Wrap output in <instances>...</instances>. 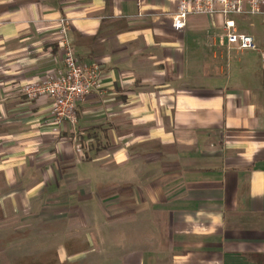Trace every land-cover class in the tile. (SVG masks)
I'll return each instance as SVG.
<instances>
[{"label": "crops", "instance_id": "0c3cea01", "mask_svg": "<svg viewBox=\"0 0 264 264\" xmlns=\"http://www.w3.org/2000/svg\"><path fill=\"white\" fill-rule=\"evenodd\" d=\"M175 10L0 0V226L9 200L52 224L59 261L85 257L64 232L87 216V252L119 250V264H264V14L230 16L256 47L228 50L223 16L175 30ZM66 49L98 68L74 124L19 90ZM217 49L229 56L212 64Z\"/></svg>", "mask_w": 264, "mask_h": 264}, {"label": "built area", "instance_id": "2783aa9c", "mask_svg": "<svg viewBox=\"0 0 264 264\" xmlns=\"http://www.w3.org/2000/svg\"><path fill=\"white\" fill-rule=\"evenodd\" d=\"M197 14L223 16L224 31L217 35L219 47L254 49L253 37L237 32L230 16L264 14V0H176L172 27L175 30L184 28L187 18ZM61 61L62 66L49 70L43 80L27 82L19 90L30 98L50 100L54 118L74 124L77 103L87 99L97 86L98 68L83 62L68 49Z\"/></svg>", "mask_w": 264, "mask_h": 264}, {"label": "rangeland", "instance_id": "374dc122", "mask_svg": "<svg viewBox=\"0 0 264 264\" xmlns=\"http://www.w3.org/2000/svg\"><path fill=\"white\" fill-rule=\"evenodd\" d=\"M214 51L210 50L208 56L212 64H221L229 56V52L226 50L217 49ZM4 206L6 211L10 212V215H7L0 226V244L12 242L13 245L9 247L0 245V264H30V260H36L38 264H119L114 261L117 256L115 253L119 254V250H116V252L115 250L113 252L109 250V253L106 254L105 248L99 246L94 251L87 252V225L89 224L87 216L82 217L79 231L66 230L64 232V242L67 245L65 248L66 254H71L77 250H86L82 254L85 257L73 263L68 260L59 261L57 259V233L51 230L52 224H49L50 222H44L40 218L34 217V215L25 214V210L22 208L23 205L18 203L14 204L6 200ZM10 208H16V210L11 211ZM37 210L38 208L34 207L29 212L36 213ZM66 220L67 217L65 219L67 229V226L71 227L72 224H68ZM116 222L118 224L116 225L117 229H120V220L118 219ZM26 242L28 246L25 245ZM73 242H75V247ZM9 258L11 262L8 260Z\"/></svg>", "mask_w": 264, "mask_h": 264}]
</instances>
